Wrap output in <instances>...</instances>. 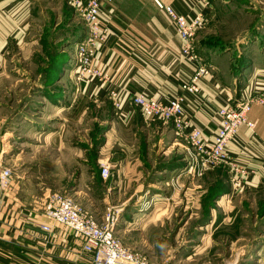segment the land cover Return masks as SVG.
I'll use <instances>...</instances> for the list:
<instances>
[{"label":"crops","instance_id":"crops-1","mask_svg":"<svg viewBox=\"0 0 264 264\" xmlns=\"http://www.w3.org/2000/svg\"><path fill=\"white\" fill-rule=\"evenodd\" d=\"M161 1L180 14L201 12L206 20L214 17V5L209 0ZM74 5L73 0H0V164L12 169L10 186L0 192V264H91V256L83 251V239L45 214L49 195L70 188L69 133L63 123L68 120L61 118L60 124L49 122L59 111L67 117L78 116L79 120L87 116L92 125L114 112L125 116L123 126L119 127L121 138L114 143L126 147L129 155L126 157L131 161L124 165L132 168L118 170L109 184L102 181L103 187L99 188L95 173L83 156L82 168L71 188L98 220L109 203L121 209L116 232L127 248L140 245L150 252L155 245H163L165 251L171 248L170 260L174 264L187 261L188 264H264V219H257L258 207L264 204L263 106L254 105L250 112L256 123V136L242 127L229 146L232 159L252 170L250 176L240 185L230 184V177L225 180L229 186L217 192L220 199L215 201L208 220L190 227V221L183 226L174 221L167 231L162 227L165 219L177 213L171 208L178 205L179 192L171 188L156 192L150 188L149 185L159 186L160 176L154 175V180L147 182L149 178L143 176V167L158 161L168 163L171 154L179 157L177 154L181 153L182 158L187 140L176 132L173 124L160 122L159 126H147L131 99L134 94L145 92L166 101L179 93L180 85L194 72L196 63L182 54L173 25L153 0H113L111 5L104 6L105 11L113 12L115 21L114 35L99 49L95 59V65L104 72L102 79L86 81L74 91L58 95L31 94V86L38 84L31 76H5V70L37 68L34 55L40 50L36 46L47 31L56 36V45H62L61 53L68 50L71 36L76 37L75 42L81 41L79 34L85 29ZM76 24L79 28L75 31ZM196 49L202 63L206 60L216 68L211 79L201 84V97L198 100L189 97L194 123L211 139L218 128L214 107L233 103L240 88L250 81L264 88V61L255 63L253 76L246 80L227 68L225 57L215 53L213 59L207 48L195 46ZM75 64V56H71L67 64L70 75ZM25 86L28 91L22 92ZM113 93L118 96L119 108L112 106ZM38 97L44 101L39 121L34 119L36 113L30 111L23 118L16 115L6 124V102H12L14 108L17 102L19 107L22 100L35 101ZM90 103L95 105L96 112L89 110ZM89 130L92 129L88 127L86 131ZM14 144L36 146H32L34 151L29 155L16 157L12 152ZM110 145L105 144L104 150ZM155 147L158 148L153 155ZM218 176L209 174L196 181L185 178L180 211L195 215L197 200L207 191V180L218 181ZM201 186L204 188L198 189ZM43 225L50 226L51 233L43 231Z\"/></svg>","mask_w":264,"mask_h":264},{"label":"rangeland","instance_id":"rangeland-1","mask_svg":"<svg viewBox=\"0 0 264 264\" xmlns=\"http://www.w3.org/2000/svg\"><path fill=\"white\" fill-rule=\"evenodd\" d=\"M209 1H212L214 5V17L207 19L202 28L198 31L195 37V46H197L198 48L201 47L202 50L204 48H207V51L211 55H213V59L214 57L216 59V56L218 55L225 57L223 58V60L226 61L227 68L229 67L230 69H232V72L235 75H241V78H245L246 80L251 78L253 76H251V71L254 70L253 68L255 67V63L259 60L264 61V0ZM76 25L73 28V30L75 31L77 28H79V25ZM83 26L85 32L82 31V33L79 34L78 38V40L81 41L75 42L76 37L71 36L67 44L68 50L65 53L60 52V46L62 45L59 46L58 44H55L54 41L56 39V36L50 33V31H47L46 34H43V37L40 40V45L36 46L38 47V50H40V52L38 51L34 55V57L37 58L35 59L37 61V68L32 67L31 69H28L27 66H23L20 70L16 69L13 72L11 70H5V76H31V78L38 80V84L36 86H31V94H45L52 92L61 95V93H69L71 91H74L75 88L77 89L81 87L86 81L78 80V77L74 74V70L78 65V48L87 34V28L84 21ZM73 45H76V49L73 48ZM195 51L196 53L198 52L197 49ZM215 53L218 54L216 55ZM71 56H75L76 64L75 68L72 71V74L70 75L69 71L71 70L68 69L67 64H69ZM199 57L201 56L199 55ZM205 61H203V63L207 64L208 62ZM20 63L23 65V61ZM62 78H64L63 81H61ZM243 88L244 87L240 88L239 93ZM27 91L28 86H25V90H22V92ZM39 100V97L36 98L35 101L32 98H26L25 100L21 101L19 107L18 102L15 103L14 108L12 106V102H6V124L12 122L13 118L16 115H18L17 117L22 116L23 118V114L26 112L36 113L34 119L36 121H39L38 119L42 116L39 110L43 109L44 107L42 105L44 101ZM112 106L113 108H118L115 104V100L113 99ZM89 110L91 112H96V107L93 103H90ZM56 115L57 117H55L53 120H50V123L60 124L62 121L61 118H65L68 120V122L63 121V123H66L65 126L66 128H68L69 133L68 169L70 188H68L67 190L63 189L54 191L52 193H62L72 197L77 202H79L91 216L94 217V215L85 208L83 202L79 201L77 197H75V193L73 188H71V185L74 184V179L78 173V170L82 168L80 160L83 156L86 157H83V159L86 160V164L95 173V182L99 188L103 187L102 181H105V183L109 184L112 175H114V173L118 170H121L124 167L132 168V166L124 165V163H127L128 161L130 163L131 161L130 159H128L129 157H126L129 156L127 154L128 150L126 149V147H123L122 143H114L115 141H118L117 139L121 138L122 133L119 127L123 126L122 124L125 120V116H123L122 113L114 112L110 116L100 117L97 123L92 125L93 121L87 116L79 120L78 116L67 117L66 114H62V111L57 112ZM8 119H10V121H8ZM101 119L103 123L101 122ZM143 121L147 123V126L153 124L159 126L161 124L159 121H147L145 119H143ZM88 127L92 130L86 131ZM114 130L120 131L114 132ZM178 134L180 136H185V134ZM109 143H111L110 148L108 146L109 149L107 148L104 150L105 144ZM13 146L14 149L12 150V152L15 153L16 157H20L23 155L27 156L28 153H32L34 151V147L32 148V146H36V144H14ZM106 147L107 146H105V148ZM157 148H153V155L156 154ZM187 149L188 142L186 143L182 158L181 153L177 154L179 155V157L173 156L174 154H171L169 158H172L168 163H161L158 161L156 163H150L143 167V176L149 178V181L147 182L150 183V180H154V175L160 176L158 180L159 186L149 185L150 188L154 189L156 192H166L165 190H168V188H171L172 190H174V192H179L177 198L178 205L171 208V210H174L177 213H174L175 215L172 214L170 218L165 219L164 223L162 224V227L166 228V231L169 230V225H172L174 221L175 223L179 221L181 226H183L186 221H190L188 225L190 227L198 225L202 221L208 220L209 216L211 215V208H213L215 201H217V199H220V194H217V192L225 191L227 190L226 186H229L226 185L225 180L230 177V184H233L231 172L225 165L211 170L210 172L204 174L202 177H195L187 174L185 172ZM53 152L55 151L53 150ZM178 161L180 163L176 164ZM103 165L106 166L109 171L107 178H104L102 175ZM8 168L12 172L11 167ZM209 174H215L217 176L219 175L218 181L212 182L210 180H207V182L209 183L207 191L205 192V194H200L201 196L198 194V196L200 197L197 200L198 206L195 211L196 216L183 210L180 211L183 206L182 204H180V200L182 201V199L185 197V195L183 194L186 184L184 179L190 178V180L196 181ZM203 188V186L198 187V189ZM145 204L148 203L146 202ZM107 213H110L115 217L116 232L121 218V209L119 207L112 206V204L109 203V205H107L104 210L102 219L98 220L96 219V217L94 218L100 222H103ZM262 216H264L263 203H261L260 207H258L257 219H264L262 218ZM169 219L172 221H170ZM249 219L252 220L250 215ZM160 231L161 229L158 230V232ZM191 231H193V229ZM186 232L187 229L185 230V233ZM115 236L123 243L121 236L117 235V232L115 233ZM129 249L139 255L145 256L151 261L159 262L162 264H174V262L170 260V254L172 252L171 248H169L168 250L166 249L165 251V247H163V245L162 247L161 245H155L154 249L150 252L145 251V248H142L140 245L130 247ZM186 264H188V261Z\"/></svg>","mask_w":264,"mask_h":264},{"label":"built area","instance_id":"built-area-1","mask_svg":"<svg viewBox=\"0 0 264 264\" xmlns=\"http://www.w3.org/2000/svg\"><path fill=\"white\" fill-rule=\"evenodd\" d=\"M73 2L87 28V34L78 48V65L74 74L78 80L83 81L102 79L104 72L95 65V59L99 49L114 35V14L110 9L104 10V6L111 5L113 0H87L86 4L80 0ZM153 2L170 20L180 41L182 54L195 62L196 68L180 85L179 93L166 101L140 92L132 96V103L139 108L145 120L173 124L178 133L185 134L188 142L185 166L187 174L202 177L225 165L231 172L234 185H240L250 176L252 170L232 159L229 146L242 127H245L251 136H256V123L250 118V112L254 105L264 107V88L260 89L257 83L250 81L233 103L214 107L213 113L218 120V128L213 138H207L203 128L194 123L190 113L193 105L189 102V97L196 100L201 97V84L211 79L215 68L203 64L195 51V37L206 22V17L201 12L180 14L161 0ZM112 95L119 108L118 96L115 93ZM108 173V168L103 165V177L107 178ZM11 176V170L0 164V192L10 186ZM45 214L54 223L65 226L83 239V251L91 256V264H162L128 249L115 236L116 220L113 215L107 213L104 221L100 222L68 195L50 194L46 200ZM41 228L45 232L52 231L48 225Z\"/></svg>","mask_w":264,"mask_h":264}]
</instances>
